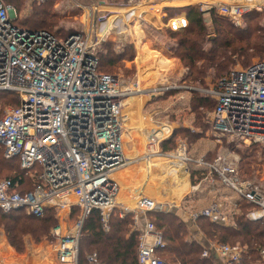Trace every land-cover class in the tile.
I'll use <instances>...</instances> for the list:
<instances>
[{
    "label": "built area",
    "instance_id": "obj_1",
    "mask_svg": "<svg viewBox=\"0 0 264 264\" xmlns=\"http://www.w3.org/2000/svg\"><path fill=\"white\" fill-rule=\"evenodd\" d=\"M251 1L218 5V15L237 21L254 7L264 11V4ZM16 18L14 5L0 0V92L18 97L17 104L0 115V145L6 158L16 157L33 188L22 192L18 182L1 180L0 211H24L39 217L46 208L75 210L72 232L62 234L59 225L51 231L56 241L49 248L58 264H98L96 253L87 254L83 263L78 259L79 233L92 211L98 213L105 231L115 208L121 214L131 212L138 231L137 264H180L156 254L165 243L147 213L164 210L162 205L145 197L134 208L120 206L117 201L119 187L111 174L128 161L122 137L123 99L137 89L126 92L116 76L98 69L87 33L59 36L47 28L15 24ZM168 22L172 30L187 26L186 17ZM202 91L215 100L207 118L213 132L245 145H264V61L234 68L214 87ZM159 140L157 132L148 136L145 157L165 154L159 149ZM176 153L182 162L193 163L194 170L200 171L195 176V191L202 183L213 186L217 180L253 205L246 213L249 219L264 222V185L241 180L235 158L217 154L213 159H192L184 142L178 143ZM221 207L220 201H213L192 211L190 221L206 217L234 225L235 214L228 216ZM190 237L195 239L193 234ZM242 250L239 245L209 243L202 256L218 255L224 264H230L240 260ZM259 255V264H264V248Z\"/></svg>",
    "mask_w": 264,
    "mask_h": 264
},
{
    "label": "rangeland",
    "instance_id": "obj_2",
    "mask_svg": "<svg viewBox=\"0 0 264 264\" xmlns=\"http://www.w3.org/2000/svg\"><path fill=\"white\" fill-rule=\"evenodd\" d=\"M42 1L45 0H11L12 4L16 6L18 24L27 27L28 24L34 22L35 18H38L40 20L39 28H47L59 36H64L73 31L87 33L90 42L94 46L95 53L103 57V67L101 65L100 70L116 76L120 87L126 92L130 89H137L133 94H126L123 100L138 95L143 96L138 111L133 107V110L132 108L130 109L128 107L129 104H125L126 100L122 106L121 117L123 120V138L125 142V145L123 142V149L125 154L126 145L130 144L133 148L131 156L144 158V154L147 151V140H141L134 126V123L144 118L148 124L151 123L150 125L146 123L149 132L156 128L153 125L166 127L167 132L163 131L160 136L158 135V138H173L176 140V146L173 150L165 152L164 155L156 154V156L169 158V154L176 153L178 143L184 142L188 148V155L192 159L202 157L200 156L201 154H205V156L227 154L230 158L236 159L237 172L241 180L250 182L254 186L264 185V151L260 148L264 147V145L259 143L260 147L257 146L252 150L254 152L253 155H241L238 150H244V148L249 147L253 143L245 145L242 142L231 140L226 136H220L213 132L211 126L207 123L211 110L206 114L203 121L208 128L206 127L205 129L203 126L198 127L194 124L196 118L192 111V88L195 87V90L203 93L202 90L211 89L214 86H212L209 79H207V85L194 84L188 80L184 81L183 76L186 68L182 67L177 55L168 48L178 39V37L171 36L168 20L182 17V15L185 16L184 6L198 5L203 10H208L203 13V18L210 32L208 34L210 38L213 36L212 31L214 29L212 19L218 15V5L230 3L233 0H215L213 2H208L207 0H176L174 2L163 0L162 3H159L160 0H144L146 2L141 4L138 3L140 0H46V2H49V5L45 6L47 12L35 16L33 14L34 7L40 6ZM164 1L169 2L166 3ZM255 2L258 5L264 4V0H255ZM146 4H151L152 6H148V15L145 17H133L131 13L124 17L121 13L126 10L124 9L126 7H129L128 11H130L133 7H143ZM252 10L258 9L254 7ZM112 12H117L118 14L111 15ZM101 14L108 16L103 23ZM113 17V27L107 31L108 24L111 23ZM228 18L235 25L243 23L242 18L237 21L230 17ZM262 18L264 17H261V23L264 20ZM182 31L183 29L178 30V32ZM148 46L169 54L173 57L172 64L167 66L160 65L157 61L159 58H157V52H149L146 49ZM257 60L258 58H254L251 63ZM234 68H243V66L235 64L231 70ZM203 94L208 95L207 93ZM8 106L13 105H9L7 101L3 103L0 100V115ZM127 114L131 115L129 123L124 119ZM139 114L142 117H139ZM131 126H134V129ZM196 133L198 136L194 137L192 134ZM247 153L249 152L247 151ZM158 160L156 159V161ZM187 164L188 170L192 167L193 169L195 168L193 163ZM243 166L247 167V169L241 170ZM202 185L204 190L217 186L216 192H221L222 196L226 195L225 191L230 192L228 188L221 186L217 180H215L213 186L208 182H204ZM54 211L56 224L60 226L61 233L72 232L75 227V210H73L72 214L71 212L68 213L67 209L64 210L62 208L59 210L55 208ZM131 228L135 229L134 222ZM194 228L198 229L197 227ZM49 236L50 238L44 237L41 242L37 243L29 235H25L24 249L22 252H18L10 246L4 232L0 229V262L13 264V259H21V255L30 254V251L49 248L56 241V237L52 232H50ZM204 238L201 240L197 238L203 245V249L207 247L208 242L220 243ZM214 259L216 260L215 264H223L222 258L218 255H214Z\"/></svg>",
    "mask_w": 264,
    "mask_h": 264
},
{
    "label": "trees",
    "instance_id": "obj_3",
    "mask_svg": "<svg viewBox=\"0 0 264 264\" xmlns=\"http://www.w3.org/2000/svg\"><path fill=\"white\" fill-rule=\"evenodd\" d=\"M7 2L12 4L11 0H7ZM46 5H49V2L42 1L40 6L34 7L33 14L38 16L46 13ZM183 10L187 26L182 32L168 27L171 36L178 37L176 42L168 48L177 55L182 67L186 68L183 76L184 81L207 85L206 82L209 79L212 86H215L218 80L226 76L235 64L247 68L253 63L251 61L254 58H258L257 61H264V20L261 23L264 12L251 10L242 17L241 25H235L228 17L216 15L212 19L213 36L209 38L210 32L203 18V13L208 10H203L198 5H187ZM179 18L182 17L175 19ZM14 23L18 24V21L15 19ZM39 23L40 20L35 18L34 22L28 24L27 27L38 29ZM146 49L149 52H157V58L159 57L157 61L160 65L172 64L173 57L169 54L157 51L150 46ZM97 59L100 70V66L103 67V57L98 54ZM195 89L193 87L191 90L193 93L191 97L192 111L196 118L194 124L206 129L208 126L203 121L206 114L214 109L215 100ZM17 98L12 92H0V100L3 103L7 101L9 105H16ZM192 135L198 136L197 133ZM175 146L176 140L173 138L159 141V148L162 152L173 150ZM257 146L260 147L257 143H253L238 152L241 155H253L252 150ZM260 148L264 151V147ZM215 156L216 154L207 155L204 158L212 159ZM247 167L243 166L241 170H246ZM195 171H191V176L196 173ZM1 177L3 178L0 181L11 179L13 182H18L19 190L22 192L33 188L32 181L26 171L20 167L16 157L6 158L0 145ZM194 182L192 179V183ZM239 204L240 208L235 215L234 225H224L211 222L206 217H198L197 228L207 240L239 245L243 248L240 260L230 264H259V252L264 248V222L246 217L247 211L252 209V204L245 200H240ZM54 212L52 208H46L43 215L38 217L24 211L7 213L0 211V229L4 232L10 246L16 251L22 252L25 235H29L37 243L41 242L44 237L50 238L51 229L57 225ZM120 214L117 208L111 212L108 231L102 228L95 210L85 219L78 238L80 263L84 262L85 255L96 253L98 264H137L138 231L131 228L133 214L131 212ZM147 216L161 231L164 239L165 245L156 251L160 258L180 264H215L214 255L202 256L203 245L200 241L190 237L192 232L189 223L175 212L171 210L149 211Z\"/></svg>",
    "mask_w": 264,
    "mask_h": 264
},
{
    "label": "crops",
    "instance_id": "obj_4",
    "mask_svg": "<svg viewBox=\"0 0 264 264\" xmlns=\"http://www.w3.org/2000/svg\"><path fill=\"white\" fill-rule=\"evenodd\" d=\"M174 1L176 0H170V2H174ZM189 1H196V0H189ZM207 1L213 2L215 0H207ZM143 2L146 1L144 0L138 1L139 4ZM162 2L163 1H159V3ZM164 2L167 3L169 1H164ZM148 6H152V5L146 4L143 7L140 6L137 8H142L148 11L149 10ZM128 8L129 7L124 8L126 10L124 12H121L124 17L128 16L129 14ZM115 13L118 14L117 12H112L111 15H114ZM183 16L184 15H182V18L185 17ZM134 97L137 98V96ZM140 105L141 103L139 104V107ZM128 107L131 109L133 106H128ZM139 107L137 108L134 106L133 108H136V110L138 111ZM140 116L141 115L139 114V117ZM141 119H142L141 124L145 125L147 121H145L143 118ZM131 127L133 128V126ZM137 134H139L138 131ZM142 134L144 135L145 132ZM123 135L124 133L122 134V137ZM139 136L142 135L139 134ZM146 138L144 139V141L146 140ZM123 142H124V138H123ZM125 152H126L125 154L126 158L128 160L127 163L123 167L115 170L111 174L112 178L117 182L119 187L117 201L120 206H127L128 208H134V206L136 205L137 201L140 198L145 197L152 199L155 202L161 204L164 210H169V211L171 210L175 212L177 215H179L184 221H187L189 223V226L191 227L190 228L192 232L191 234H193V236L196 235L195 238L196 239L198 238L200 240L204 238V235H202V233H200L198 229L194 228L197 227L196 221L195 223L190 221L189 214L192 211L205 208L213 201H220V203L222 204L221 210L224 214L231 216L232 214L236 215L239 212L240 198L234 191L232 192L230 189H229L230 192L225 191L226 195L224 196L220 194L221 192H216L217 186L212 187L208 190H204V188L201 187L199 190L195 191L193 189L194 183L196 182L194 178L196 175H198V170H196L195 171L196 173H194V175L191 176V171L194 169L192 167L191 169L188 170L187 163L182 162L184 164L183 165L181 162L163 160L158 157H154L152 159L144 160L143 162H140L143 158L141 157L136 158L135 156H131L133 152V148L130 146V144L126 145ZM200 156L205 157V154L204 155L201 154ZM169 158H171V156ZM156 159L159 160L156 161ZM192 179L195 181L194 183H192ZM236 203H238V207L235 206ZM139 221L140 223L143 222L141 216L139 218ZM15 255L17 256V254ZM20 258L21 259H17V258L13 259L12 263L13 264H58L56 262L55 252L49 248L30 251V254L28 253L21 255ZM222 262L224 264L223 260ZM2 263L11 264L10 262L8 263L2 262Z\"/></svg>",
    "mask_w": 264,
    "mask_h": 264
},
{
    "label": "bare ground",
    "instance_id": "obj_5",
    "mask_svg": "<svg viewBox=\"0 0 264 264\" xmlns=\"http://www.w3.org/2000/svg\"><path fill=\"white\" fill-rule=\"evenodd\" d=\"M160 1H163V0H160ZM129 13H131V15L134 17V16H139V17H145L146 15H148L147 13H148V11L147 10H144V9H140V8H138L137 9V7H133V8H131L130 9V11H129ZM101 16H102V23L103 22H105V20L107 19V15H102L101 14ZM113 22H114V18H112V21H111V23L110 24H108L109 26L107 27V31H109L110 29H112V27H113ZM105 28H106V26H105ZM131 96H133V95H131ZM142 98H143V96H141V95H138L137 96V98L136 97H130V98H128V99H125L126 100V102H125V104H129V106H135V107H139V104H140V101L142 100ZM125 100H123V103H124V101ZM136 103V104H135ZM133 104H135V105H133ZM136 109V108H135ZM130 116L131 115H129V114H127V115H125L124 117V119H125V121L127 122V123H129L130 122ZM144 119V118H143ZM151 123H149L148 125H150ZM133 125V124H132ZM134 126L136 127V129H137V131H138V133L140 134V135H142V136H140V138H141V140H144L146 137L148 138V136L151 134V133H153V132H157V134L158 135H160L161 133H163V131L165 132H167V129H166V127H162V126H155V125H153V127H156V128H153V130H151L150 132L147 130V125L145 124H141V120L140 121H138L137 123H134ZM134 126H133V128H134ZM145 132V134L143 135L142 133H144ZM148 135V136H147ZM147 138H146V140H147ZM145 140V141H146ZM132 156H134V155H132ZM154 157H158V158H161V159H163V160H169V161H175V162H181L182 163V160H180L181 159V157H180V155H179V153H175V154H172V156H171V158H167V157H163V156H147V157H144L140 162H143L144 160H149V159H152V158H154ZM183 164V163H182ZM184 165V164H183ZM184 167V166H183ZM183 189V188H182ZM185 189V188H184ZM57 202V201H56ZM130 206H132V205H130Z\"/></svg>",
    "mask_w": 264,
    "mask_h": 264
}]
</instances>
